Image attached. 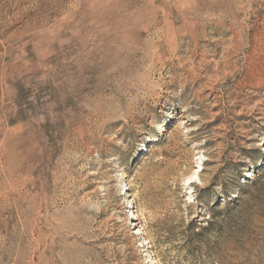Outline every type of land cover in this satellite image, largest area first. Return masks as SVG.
<instances>
[{
    "label": "rangeland",
    "instance_id": "374dc122",
    "mask_svg": "<svg viewBox=\"0 0 264 264\" xmlns=\"http://www.w3.org/2000/svg\"><path fill=\"white\" fill-rule=\"evenodd\" d=\"M0 264H264V0H0Z\"/></svg>",
    "mask_w": 264,
    "mask_h": 264
},
{
    "label": "bare ground",
    "instance_id": "6f19581e",
    "mask_svg": "<svg viewBox=\"0 0 264 264\" xmlns=\"http://www.w3.org/2000/svg\"><path fill=\"white\" fill-rule=\"evenodd\" d=\"M196 182V180H193L192 177L189 178V180L187 182L184 183L185 185H191L192 183Z\"/></svg>",
    "mask_w": 264,
    "mask_h": 264
}]
</instances>
